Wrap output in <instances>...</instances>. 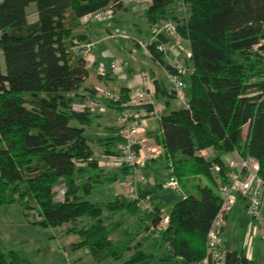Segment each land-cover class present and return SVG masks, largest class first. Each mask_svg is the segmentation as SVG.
<instances>
[{"label":"trees","instance_id":"1","mask_svg":"<svg viewBox=\"0 0 264 264\" xmlns=\"http://www.w3.org/2000/svg\"><path fill=\"white\" fill-rule=\"evenodd\" d=\"M119 1L0 0L5 61V70L0 61V205L18 202L27 217L37 209L32 223L64 227L65 234L78 237L71 249L86 248L95 264H150L158 247L167 249L160 264H201L221 205L215 164L221 166L223 181H230L220 155H252L264 179V0H184L185 18L172 8L174 0H151L145 9L148 35L161 20H174L189 41L192 56L186 63L194 69L186 78L188 105L160 116L156 142L164 152L146 165L160 161L168 170L171 163L183 191L161 231L155 228L165 215L161 203L151 200V209L143 211L138 199L123 193L107 202L92 199L96 189L133 169L100 164L94 143L102 155H120L119 131L89 138L85 127L101 115L73 106V94L89 74L78 47L91 42L80 32L88 25L81 18L110 4L117 11L123 6ZM31 2L36 4L34 20L28 13ZM150 51L172 70L155 44ZM118 94L117 100L107 99L122 112L128 108L129 89L120 87ZM144 108L149 114L154 110ZM207 148L216 155H202ZM104 214L116 219L106 220ZM0 264L33 263L6 248L0 236ZM222 264L257 263L235 249L227 251Z\"/></svg>","mask_w":264,"mask_h":264},{"label":"built area","instance_id":"2","mask_svg":"<svg viewBox=\"0 0 264 264\" xmlns=\"http://www.w3.org/2000/svg\"><path fill=\"white\" fill-rule=\"evenodd\" d=\"M119 2L123 6L134 4L136 8L146 9L150 5L151 0H120ZM176 9L181 18L186 17L187 6L184 0H179ZM115 12L116 5L110 4L84 15L81 21L83 24H89L94 21H105L112 18ZM110 34L113 37H128L127 33L121 29H114ZM93 44V42H87L78 46L81 48L80 53L85 58L88 56ZM152 44L156 45L157 50L163 54L164 62L172 68V70L168 69V71L175 97L182 105L187 106L186 78L194 70L192 65L186 63V60L192 56L189 41L181 36L174 20L167 18L151 27L147 40L141 43V46L144 51L151 54L150 45ZM129 64V61L120 62L114 60L112 67L119 75L125 76L123 70L129 67ZM142 75L148 77L149 72L143 71ZM104 96L116 100L119 98V94L112 90L104 91ZM126 105L128 108L122 111L117 119L120 124L118 130L121 138L118 145L120 155H109V158L111 164L115 167L126 165L133 169L126 179L128 186L125 194L129 198L138 199L140 208L143 211H148L152 207L151 197L148 195L141 197L136 188V183L138 181H147L146 176L141 171L146 168L149 160L158 158L164 152L163 147L150 139L146 134L149 125L144 106L152 105L154 110L151 113L155 112V94L151 90L140 86L132 87L129 89V100ZM87 107L94 110L92 105H88ZM229 164L238 168L236 173H227L228 178H230L229 182L223 181L220 174L221 166L219 164H215L214 166L221 205L208 230L207 254L201 264H222L227 254L223 230L226 226L228 215L236 205L238 197L245 198L248 201L246 209L252 216L255 226H264V179L259 173L260 166L258 160L252 155L247 154L244 157L242 156L240 162L230 161ZM168 171L170 174L168 185L178 193L183 194L171 163H169ZM242 173L246 178H242ZM168 222L169 215L165 214L155 227L156 230H163L167 227ZM155 228H152V230Z\"/></svg>","mask_w":264,"mask_h":264},{"label":"crops","instance_id":"3","mask_svg":"<svg viewBox=\"0 0 264 264\" xmlns=\"http://www.w3.org/2000/svg\"><path fill=\"white\" fill-rule=\"evenodd\" d=\"M131 5L133 4L122 6L117 9L114 16L110 19L105 21H94L88 25H83L80 28V32L87 34V41H91L94 44L90 48L89 54L86 57L89 74L82 87L75 94H73L77 99L75 106H73L77 109H83L86 105H92L94 108L93 111L101 115L96 124H98L101 129L103 128V130L99 132L100 135L96 138L88 136L93 140L115 135L120 127L117 120L118 117L111 113L112 106L109 105V100L104 96V91L106 90H112L118 93L120 87H127L130 89L132 87L140 86L154 92L155 112L149 114L146 113L147 110H145L149 125L146 134L154 141H156V136L159 135L162 130L160 125V116L182 107V104L175 97L173 84L169 79V71L166 65L160 60L153 58L151 54L147 53L142 48L141 43H144L148 38L146 18L145 16L142 17L139 14L140 12L138 14L133 12L131 10ZM128 19L131 20L134 30L145 33L146 37L143 40L139 39L135 34L129 36V38L121 37L120 39L112 38L110 36V32L114 29H121L126 32V29L121 28V25L123 21ZM114 60L120 62H130L129 67L124 68L123 70L125 76H121L113 70L112 62ZM143 71H148L149 76H143ZM156 82L157 84L161 83L160 87L162 88L158 93ZM248 129L249 126L246 125L244 127V132L247 133ZM86 132L87 127H85V133ZM108 133L109 135H107ZM94 148L101 152L99 143H94ZM201 154L207 157H214L216 155L212 148L202 150ZM97 157L100 159L101 165L108 168H115V166L111 164L108 155H102L100 153L97 154ZM220 157L228 173L232 174L238 171L236 166L229 164L230 161L240 162L242 155L238 151L222 153ZM164 171L167 173V178L162 183L160 181V177ZM141 172L146 176L147 181H138L136 183V188L139 193L150 196L151 200H154L153 192L156 191V189L153 188L154 186L157 187V189H160L165 185L169 186L168 182L170 174L162 162L154 161ZM128 176L129 175L124 177L122 180L103 188L102 191L104 190L105 192L102 194L112 197L116 194H125L128 186L126 182ZM241 176L242 178H246L243 173ZM201 181L208 183L207 179L204 177H201ZM155 202L163 205V202L161 201ZM238 202H241L240 206H237ZM247 203L248 201L245 198L238 197L236 205L228 215L227 223L223 232L228 229L232 238L236 236L237 232H240V238H244V241L250 245V249L248 251H241L247 255L248 259L254 260L257 264H264V226H255L254 220H249L247 227L237 230L238 226L236 228L234 225L233 229L232 223L237 224L239 222V214L247 211ZM165 214H168V212H165ZM141 238L145 239L144 237ZM225 246H227L226 241ZM255 247H257L256 253L254 252Z\"/></svg>","mask_w":264,"mask_h":264},{"label":"rangeland","instance_id":"4","mask_svg":"<svg viewBox=\"0 0 264 264\" xmlns=\"http://www.w3.org/2000/svg\"><path fill=\"white\" fill-rule=\"evenodd\" d=\"M178 2L179 0H174L172 3V8L175 9L176 12ZM131 6V10L133 12L136 14L140 12L139 14L142 17L145 16V9L136 8L134 4ZM28 9L29 18L34 20L36 18L35 2H31L28 5ZM121 26V28L126 29V32L128 33L127 38L134 34L141 40L146 37L144 32L134 30L130 19L123 21ZM111 37L119 39L121 38L113 36ZM0 61L2 69L5 70V61L2 52H0ZM189 87L190 80L187 81V86L185 88L187 96H189ZM76 100V97H73L74 106L77 102ZM111 113L118 117L121 112L117 108L112 107ZM102 130L103 128L101 129L98 124H94L87 127L86 135L96 138L100 135L99 132ZM107 135H109V133ZM95 151L96 155L101 153L98 149H95ZM166 178L167 173L164 171L161 174L160 181L163 183ZM122 179L123 178L120 177L119 180ZM153 188L156 189V191L153 192L154 200L163 202L165 212H168L171 209V205L183 196V194L178 193L175 191V189L167 185L160 189H157L155 186ZM103 192L105 191H102V189H96L92 199L95 201L107 202L112 198V196L103 195ZM32 204L37 206L34 201H32ZM240 204L241 202H238L237 206H240ZM104 215L106 220L116 219L109 214ZM38 216L39 214L37 209H33L32 214L27 217L24 214L23 207L18 202L0 205V236L4 241L6 248H12L16 250L19 254L23 255L33 264H95L92 256L87 252L86 248L79 247L76 249H71L70 244L72 241L78 238L77 236L65 234L63 230L64 227H42L32 223V220L37 219ZM249 220L253 219L251 215L247 213V211L240 213L238 220L239 222L237 224L232 223L233 229L234 225L236 228L238 226L237 230L247 227ZM116 229L120 230L121 228H116L113 226V230ZM239 234L240 232H237L236 236L232 238L228 229L223 232V238L226 241L227 250L239 249L248 251L250 249L249 243L245 242L244 238L241 239ZM256 251L257 247H255L254 252L256 253ZM166 253L167 249L165 247H158L155 257L151 260L150 264H160V259L165 256Z\"/></svg>","mask_w":264,"mask_h":264}]
</instances>
